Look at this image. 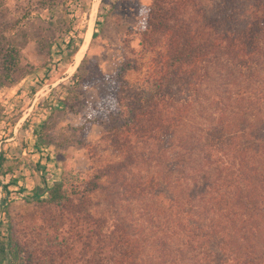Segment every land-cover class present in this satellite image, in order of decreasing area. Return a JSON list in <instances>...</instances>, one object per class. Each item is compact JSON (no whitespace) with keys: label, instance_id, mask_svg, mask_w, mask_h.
Instances as JSON below:
<instances>
[{"label":"trees","instance_id":"trees-1","mask_svg":"<svg viewBox=\"0 0 264 264\" xmlns=\"http://www.w3.org/2000/svg\"><path fill=\"white\" fill-rule=\"evenodd\" d=\"M65 31L69 62L77 32ZM138 35L116 74L143 72L141 86L117 109L95 64L72 74L97 88L112 157L94 165L90 147L86 178L61 168L41 179L29 198L59 210L50 228L63 234L28 251L7 222L4 264H264V0H150ZM16 63L0 49V79ZM85 122L68 129L81 137ZM47 127L31 134L45 140ZM1 186L23 190L15 177Z\"/></svg>","mask_w":264,"mask_h":264},{"label":"rangeland","instance_id":"rangeland-1","mask_svg":"<svg viewBox=\"0 0 264 264\" xmlns=\"http://www.w3.org/2000/svg\"><path fill=\"white\" fill-rule=\"evenodd\" d=\"M149 3L150 0H0V49H14L17 58L12 80L0 79V154L4 156L0 164V242L7 222L13 236L28 251L30 242L42 246L48 238L63 234V230L50 228L52 220H58L59 210L29 198L33 189L42 186L41 178L49 183L54 180L56 166L86 178L91 172L87 158L90 147L95 150L94 162L112 157L99 142L105 128L94 119L100 99L97 88L83 83L74 87L72 74L85 71L83 59L95 64L103 76L111 77L103 84L109 85V108L117 109V95L130 97L133 89L141 86L143 72L127 73L122 78L116 73L122 61L137 58L139 21ZM96 18L99 21L96 36L89 38L77 60V49ZM69 21L70 30L77 32L74 37L77 47L68 62L65 56L69 50L64 48L63 41L67 39L65 30ZM41 77L43 81L37 84L36 78ZM42 97H51V102L60 98L66 103V107L53 111L47 118L46 139L51 144L60 143L62 147L51 148L62 155L54 165L46 163L43 174L33 167L29 154L24 153L29 147V123H24L31 114L36 115L39 107L29 110V101L35 98L37 103ZM85 119L81 137L78 131H69L70 123ZM55 120L57 123L52 125ZM11 177L19 179L23 188L19 193L7 194L1 186ZM4 258V250L0 249V264H4Z\"/></svg>","mask_w":264,"mask_h":264},{"label":"crops","instance_id":"crops-1","mask_svg":"<svg viewBox=\"0 0 264 264\" xmlns=\"http://www.w3.org/2000/svg\"><path fill=\"white\" fill-rule=\"evenodd\" d=\"M57 102H51V97H42L37 103H35V98L31 99L29 102V110L35 109V106L38 107V111H36V115L31 114L27 121L24 124L29 123V147L25 148V152L29 154V161H32L33 167L38 170L41 174L45 173V165L46 163H56L58 161L59 156L62 154L60 151H55L52 147H59L61 144L59 143H50L47 139L42 140L40 137H36L31 134V130L38 128V126L42 123L47 122V118L49 115H52L53 111H59L63 106L66 107V103L63 99H57ZM34 106V108H33ZM80 122V121H79ZM52 123V122H51ZM57 121H53L54 125ZM76 124V123H75ZM74 123H70V125H75ZM27 142L25 143V145ZM70 145V144H69ZM62 147V146H61ZM1 156L4 157L1 153ZM34 158V159H33ZM58 171L57 175L62 166H56ZM54 171V170H53ZM43 179V178H41ZM41 182V181H40ZM35 189V188H34ZM33 189V190H34Z\"/></svg>","mask_w":264,"mask_h":264},{"label":"bare ground","instance_id":"bare-ground-1","mask_svg":"<svg viewBox=\"0 0 264 264\" xmlns=\"http://www.w3.org/2000/svg\"><path fill=\"white\" fill-rule=\"evenodd\" d=\"M95 4H96V3H95ZM94 9H95V8H94ZM94 9H93V11H94ZM93 13H95V12H93ZM92 26H93V22L91 21V23L89 24V27H88V29H87V32H86V37H85V39L83 40V42H82L80 48L78 49V51H77V53H76L75 58H76L77 60L80 59V57H81L82 54L84 53V50L86 49V46H87L88 41H89V38L91 37L90 35H91V33H92V32H91V31H92Z\"/></svg>","mask_w":264,"mask_h":264}]
</instances>
